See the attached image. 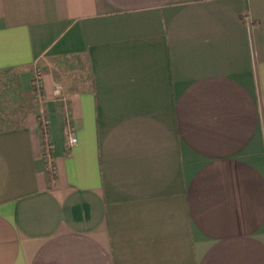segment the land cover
<instances>
[{
  "label": "crops",
  "instance_id": "obj_1",
  "mask_svg": "<svg viewBox=\"0 0 264 264\" xmlns=\"http://www.w3.org/2000/svg\"><path fill=\"white\" fill-rule=\"evenodd\" d=\"M0 264H264V0H0Z\"/></svg>",
  "mask_w": 264,
  "mask_h": 264
},
{
  "label": "built area",
  "instance_id": "obj_2",
  "mask_svg": "<svg viewBox=\"0 0 264 264\" xmlns=\"http://www.w3.org/2000/svg\"><path fill=\"white\" fill-rule=\"evenodd\" d=\"M245 23H246L247 25H250V24H251L250 21H249L248 19H245ZM39 77H40V71L37 70V71H35V73H34V75H33V83L36 82V81H38ZM59 90H60V86H59L58 84H56V85H54V86L52 87L51 92H52L53 95H57L58 92H59ZM67 134H68V135H67V143H68L69 145L74 144V143H75V136L71 133V131H69Z\"/></svg>",
  "mask_w": 264,
  "mask_h": 264
}]
</instances>
